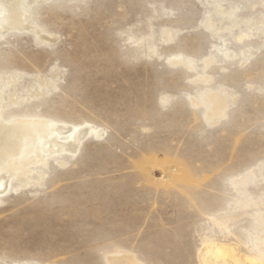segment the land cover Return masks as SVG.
<instances>
[{"label": "rangeland", "instance_id": "1", "mask_svg": "<svg viewBox=\"0 0 264 264\" xmlns=\"http://www.w3.org/2000/svg\"><path fill=\"white\" fill-rule=\"evenodd\" d=\"M18 1L0 121L102 132L73 154L46 143L19 176L16 158L0 264H198L210 239L264 251V0Z\"/></svg>", "mask_w": 264, "mask_h": 264}, {"label": "bare ground", "instance_id": "2", "mask_svg": "<svg viewBox=\"0 0 264 264\" xmlns=\"http://www.w3.org/2000/svg\"><path fill=\"white\" fill-rule=\"evenodd\" d=\"M0 2H1L0 3L1 4L0 5V36H1V34L4 32L5 29L3 28L4 25H6V30L8 29L14 30V28L17 29V27L19 29L20 25L24 26L23 24L26 23V17H25L26 12L24 9L20 7V2L18 0H0ZM0 101H1V94H0ZM221 106H222L221 102L216 101L213 107L219 109L221 108ZM55 124L45 121H35V122L18 121L14 123V126H5V123L3 121L2 122L0 121V194L1 195L9 187V180L11 179L12 173H14L13 168H15L12 165L17 164L16 158L18 156L21 157L22 165L18 167L21 173L18 172V174H16L17 176L21 175L22 173H26L27 164L31 160L33 161L39 159L41 153L44 152L45 155L46 154L49 155L52 152L54 153V150L52 151V149L51 150L47 149L48 151L44 150V146L46 145V143H48V145L50 144L56 147L57 149L60 148L62 150L65 149L69 153L73 154L77 151L78 147L80 146V143L86 136L94 132L95 135H97L98 137L99 134L101 135L100 132H102L100 130L99 133H97L91 127H86L85 129L84 128L71 129V128H67L69 126L63 127L60 126L61 124L60 125H55ZM8 125H13V124H8ZM65 135H67V139L61 142L59 137ZM36 138H39L40 144L42 145L38 149L34 148ZM33 150L35 151V155H32L31 153ZM215 223L220 224V226H223L224 224L216 221ZM203 241L204 242H202L201 249L198 252V262H197L198 264H264V251L260 253L250 252L249 254H243L234 244L220 243L211 239L206 241L203 240ZM113 263L114 260L112 264ZM130 264H134V263L131 262Z\"/></svg>", "mask_w": 264, "mask_h": 264}]
</instances>
